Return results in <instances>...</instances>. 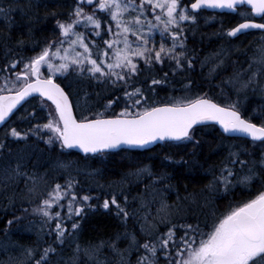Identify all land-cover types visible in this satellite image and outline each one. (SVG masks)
<instances>
[{"label":"snow or ice","instance_id":"1","mask_svg":"<svg viewBox=\"0 0 264 264\" xmlns=\"http://www.w3.org/2000/svg\"><path fill=\"white\" fill-rule=\"evenodd\" d=\"M245 5L250 7V13L242 23L214 35L223 39L238 38L250 30L264 33V22H256L264 21V0H73L66 14H48L64 18L55 20L53 35L42 46L31 40L29 50L34 55L20 57L13 53V47L22 48L27 41L19 39L9 47L11 34H4L5 58L9 54L14 58L0 68V125L19 123L27 127L7 128L0 138V208L12 209V219L3 230L9 241L3 250H19L0 264H81V255L88 264H160L161 260L165 264H264V104L248 114L239 99L244 93L246 100L249 91L264 93V35L257 38L247 67L234 68L227 76L225 83L236 92V101L222 105L207 94L191 96L193 81L186 78L187 83L180 88L182 96L171 97L167 103L149 102L158 87L169 83L170 75L193 70L194 61L199 60L196 50L187 46L186 22L197 24L204 9H228L243 16L240 8ZM26 7L32 8L31 0ZM18 8L24 11L25 5L17 0H0V18L10 22L11 13ZM31 32L29 29V37ZM229 55L230 48L221 47L200 61L201 67L210 64L212 73L228 72ZM141 62L147 69L167 65L169 72L159 79L150 78L147 87L136 86ZM70 76L105 85L106 95L112 97L103 106L105 111L123 101L122 110L111 116L104 112L88 116L77 113L74 109L79 105L74 101ZM57 79L66 82L62 86ZM37 95L39 105L31 112L25 110L27 114L14 121L16 113ZM46 109V122L32 123L41 119L38 112ZM209 121L219 124L225 134H243L259 152L221 140L217 148L226 149L227 155L207 168L195 162L211 179L199 193L194 191L184 197L183 204L168 203L167 193L173 187L171 173L157 174L151 165L130 170L127 176L139 180L146 175L152 180L155 214L149 210L141 215L142 209L149 208L143 193L133 197V202L140 201L139 207H130L128 196L121 189L104 199L102 206H115L116 215L124 223L129 218L140 222L139 235L126 229L123 234L117 233L115 239L80 242L79 221L84 209L92 207L89 202L99 197L79 194L82 189L72 173H79L80 161L66 159L64 149L103 153L122 144L143 147L155 141L173 140L192 144L188 155L195 156L201 141L195 137L194 126ZM32 137L47 145H58L61 155H41L34 160V152L24 148L13 151L9 147L12 142L23 141L27 145ZM164 159L173 164L189 163L183 157L174 160L171 155ZM41 168L45 170L41 172ZM50 171L67 178L63 183L55 182L49 179ZM221 186L226 192L239 187L252 195L235 204L229 202L217 215V206L201 193H215ZM120 195L123 205L118 200ZM194 209L199 210V215ZM16 211L21 215H16ZM28 216L39 217L37 239L31 244L12 241V225L33 230V221L21 223ZM193 218L194 223L180 222ZM161 226L166 231H161ZM45 235L51 237V243L44 240ZM70 239L71 255L65 256L63 248ZM121 239L127 240L124 248L118 246ZM105 248L111 257L104 254ZM133 253H137L134 262ZM53 257L57 258L55 262Z\"/></svg>","mask_w":264,"mask_h":264},{"label":"trees","instance_id":"2","mask_svg":"<svg viewBox=\"0 0 264 264\" xmlns=\"http://www.w3.org/2000/svg\"><path fill=\"white\" fill-rule=\"evenodd\" d=\"M18 3L25 5V10L22 11L19 8L11 13V21H7L0 18V68L3 65L14 58L9 54L7 59L5 58V47L3 37L4 34H11V41L8 42L9 47L14 45L16 40L24 39L27 43L24 47H13V53L20 57H28L34 55L29 49L31 47V40L38 41L41 46L46 39H50L53 35V28L55 26L56 19H63L64 16L60 15L52 17L49 13L55 11L56 13L66 14L71 10L73 0H31L32 8L28 9L26 6L28 0H17ZM246 8H241L240 12L248 14ZM241 15H235L230 13H215L211 14L202 11L198 15L197 24L189 29L186 33L187 46L189 49H195L199 55V60L194 61L195 67L188 72H181L175 77H171L170 81L166 85H162L156 89L155 95L149 96V102L157 101L160 103H167L171 97H180L183 93L180 91L181 85L187 83V79L193 81L191 85V96L199 94H207L210 98H213L216 102L223 104L232 103L237 100V94L233 88L225 83L227 76L232 69L247 67L246 61L252 55L256 44L258 43V37L264 35L259 31H251L244 35H239L238 38L224 37L219 38L215 33L226 31L228 28L233 27L239 20ZM206 19V21H205ZM195 28V29H194ZM29 29L32 30L31 37H29ZM58 35V33H57ZM221 47H229L230 55L226 58V63L230 65L229 71H219L218 73L210 72L211 65L201 67L200 61H202L210 53L219 50ZM39 49H37L38 51ZM22 67V65H21ZM141 74L137 80L136 86L147 87L150 84V78L159 79L164 72H169L167 65L156 66L152 69H147L141 63ZM19 70V69H17ZM44 74L47 75L46 69H43ZM147 82L144 83L146 81ZM187 78V79H186ZM69 80L72 82V90L74 93V101L78 104L75 107L77 113H81L85 116L94 114L96 112H104L105 116H111L119 113L123 107V101L114 108L105 111L103 107L107 103V99L112 97L106 95L107 89L105 85L98 84L96 81H89L86 78H77L70 76ZM58 83L62 86L66 81L57 79ZM67 90V89H66ZM131 90V89H129ZM99 94V95H97ZM122 95V93H116ZM145 95H149L147 92ZM247 99L245 100V94L242 93L239 99L243 105V108L250 114L254 108L258 105L264 104V93L259 90L256 92H247ZM233 97L232 100L230 97ZM40 103L39 96L35 99H29V103L24 104L23 108L16 113L13 117L15 121L17 117L26 115L27 112H31L34 107H37ZM49 103V102H48ZM50 104V103H49ZM142 105L141 107H143ZM39 120H33L32 123H44L46 122L43 117L47 115V109L44 112H38ZM258 122V121H257ZM16 126L18 128L27 127L26 124L9 123L8 125H2L0 127V138H3V133L7 128ZM195 137L201 141V145L196 149L195 156H189L188 153L192 151L193 145L182 141L166 140L162 143L155 144L154 146L143 149H118L114 151H104L103 153L86 154L82 155L80 152L72 149H64L63 152L67 154L66 159H74L80 161V171L77 174L73 172L72 175L79 181L82 191L80 195H91L93 197H99V199H92L89 203L92 207H85L83 218L80 219L81 232L79 234L80 242L83 243L87 240L97 241L99 239H107L111 237L115 239L117 233L123 234L125 230H134L139 234L140 222L136 219L129 218L126 223L122 222V218L116 215L115 206L109 207V209L103 208L104 199L110 198L113 192L119 193L123 189V195L128 196L130 207H139V200L133 202V197L143 193L145 199L149 202V208L142 209L141 215L144 211H151L155 214L157 205L151 203V188L152 180L146 175L137 180L134 176H127V173L137 167H143L145 165H151L152 170L159 174L162 171H167L172 174L173 179L171 184L172 189L168 191V203H186L183 198L188 196L192 192H200V190L208 183L211 177L204 172L203 168H207L210 164H218L226 155V149H219L217 145L224 140L226 143H239L249 148L250 151L259 152V149H253L249 143L248 138L227 136L221 132L215 124H203L196 126ZM173 145H179L174 147ZM9 147L16 151L18 149H26L27 151L34 152L33 159L37 156H51L53 158L60 156L61 151L58 145H47L44 140H37L36 137H32L25 142H12ZM166 155H171L174 160H180L181 157L184 160H188V164L179 163L173 164L171 161L165 160ZM87 157V158H86ZM203 165L200 168L195 162ZM207 161V162H205ZM191 169V170H189ZM45 169L41 168L43 172ZM65 176H61L59 173L50 171L49 179L55 182L63 183ZM122 179L124 182L122 183ZM148 185L147 191L145 186ZM159 185H157L158 187ZM258 185L254 186L253 191ZM123 195L118 196V200L123 205ZM201 195H208L214 205L217 206V215L224 211L229 202L235 204V202L247 199L252 192L248 190H241L236 188L235 190L224 191L223 186L215 193H201ZM179 197V199H178ZM6 204L7 201H2ZM19 207V205H17ZM24 207H28L27 204ZM197 215L199 210L194 209ZM205 211H208L205 209ZM16 215H21L19 211H16ZM12 219V209L5 211L0 208V262L6 260L9 255L18 254V249H12L9 252H5L4 246L8 243V239L4 236L3 230L7 227V221ZM203 219V216H201ZM28 220L33 221L32 231H24L23 228H17L16 225L11 226V240L19 241L21 244H31L36 239V230L40 227L39 217L28 216L27 220L22 221V225H26ZM181 223H194L195 219H189L187 221H180ZM54 227V223H53ZM161 231H166V228L161 226ZM142 239V238H141ZM44 240L47 243H51V237L44 236ZM127 245V240L121 239L118 243L120 248H124ZM45 246V245H42ZM72 245L65 244L63 248V255L70 256ZM104 254L111 257V253L107 248L104 249ZM137 253H133L131 259L135 261ZM103 258V256L101 257ZM53 261H56V257H53ZM161 263H165L161 260ZM160 263V264H161ZM81 264H88V261L81 255Z\"/></svg>","mask_w":264,"mask_h":264},{"label":"water","instance_id":"3","mask_svg":"<svg viewBox=\"0 0 264 264\" xmlns=\"http://www.w3.org/2000/svg\"><path fill=\"white\" fill-rule=\"evenodd\" d=\"M246 6V5H245ZM247 8H249L250 9V7L249 6H246ZM204 10H206V11H209V12H220V13H222V12H229V13H234V12H232L231 10H228V9H204ZM243 22V21H242ZM242 22H240V23H242ZM256 22H261V21H258V20H256ZM235 27V26H234ZM251 31H259V30H250L249 32H251ZM260 32V31H259ZM38 96V95H37ZM203 124H215V125H217L218 126V128L221 130V132L223 133V130H222V128H221V126L219 125V124H216L215 122H204ZM203 124H201V125H203ZM2 125H0V127H1ZM196 126H199V125H196ZM196 126H194V127H196ZM223 134H225V133H223ZM225 135H227V136H237V137H243V134H240V133H236V134H225ZM163 141H155V142H153V143H151V144H148V145H145V146H143V147H140V146H132V145H126V144H122V145H120L118 148H114V149H108V150H105V151H114V150H118V149H122V148H126V149H137V150H143V149H147V148H150V147H152V146H154L155 144H158V143H162ZM72 150H76V151H78V152H80L82 155H86L85 153H83L82 151H80L79 149H72ZM88 154H96V153H88Z\"/></svg>","mask_w":264,"mask_h":264},{"label":"rangeland","instance_id":"4","mask_svg":"<svg viewBox=\"0 0 264 264\" xmlns=\"http://www.w3.org/2000/svg\"><path fill=\"white\" fill-rule=\"evenodd\" d=\"M185 2L186 3H190L191 2V0H185ZM205 21H206V19H205ZM186 23H188L189 24V29H191L192 27H194L195 25H192V24H190V22H186ZM230 28H232V27H230ZM230 28H228V29H230ZM195 29V28H194ZM227 29V30H228ZM157 39H159V34L157 33ZM142 63V62H141ZM230 97V96H229ZM232 100H234V98L233 97H230ZM50 103V102H49ZM137 235H139L138 233H137ZM142 238V237H141ZM141 240H143V238L141 239ZM67 244H70V245H72V241H71V239L70 240H68L67 242H66ZM65 246V245H64ZM71 254V253H70ZM57 259V258H56ZM161 263V262H160ZM61 264H63V262H61ZM161 264H165V263H161Z\"/></svg>","mask_w":264,"mask_h":264},{"label":"flooded vegetation","instance_id":"5","mask_svg":"<svg viewBox=\"0 0 264 264\" xmlns=\"http://www.w3.org/2000/svg\"><path fill=\"white\" fill-rule=\"evenodd\" d=\"M241 9V8H240ZM224 13H229V12H224ZM230 14H235V15H237V13H230ZM248 14H249V11H248ZM248 14H244L243 16H240V18L238 17V20L239 21H243L244 20V18H246L247 16H248ZM238 21V22H239ZM237 22V23H238ZM234 26V25H233Z\"/></svg>","mask_w":264,"mask_h":264},{"label":"bare ground","instance_id":"6","mask_svg":"<svg viewBox=\"0 0 264 264\" xmlns=\"http://www.w3.org/2000/svg\"><path fill=\"white\" fill-rule=\"evenodd\" d=\"M240 22H242V21H239L238 23H240ZM238 23L234 24V26H236ZM234 26H233V27H234ZM236 137H237V136H236Z\"/></svg>","mask_w":264,"mask_h":264}]
</instances>
